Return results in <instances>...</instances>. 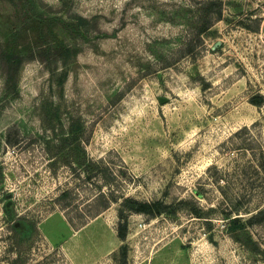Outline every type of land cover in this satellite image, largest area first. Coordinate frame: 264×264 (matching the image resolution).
Wrapping results in <instances>:
<instances>
[{
    "label": "rangeland",
    "instance_id": "374dc122",
    "mask_svg": "<svg viewBox=\"0 0 264 264\" xmlns=\"http://www.w3.org/2000/svg\"><path fill=\"white\" fill-rule=\"evenodd\" d=\"M257 97L264 0H0V264H264Z\"/></svg>",
    "mask_w": 264,
    "mask_h": 264
},
{
    "label": "trees",
    "instance_id": "16d2710c",
    "mask_svg": "<svg viewBox=\"0 0 264 264\" xmlns=\"http://www.w3.org/2000/svg\"><path fill=\"white\" fill-rule=\"evenodd\" d=\"M220 12V11H219ZM208 29V25L204 24L203 26H201V28H199L198 30V35H201L202 33H204L206 30ZM263 98L262 97H257L254 100H252V103L254 105L259 106L260 104H262L263 102ZM55 130V128H54ZM69 136L67 137H61L59 142L61 144V151H65L67 150H71V155L74 157L73 159L75 161H78L77 163L80 165H83L86 162V156H85V152L82 150H80L81 147V132L79 129L77 128H71L69 131ZM82 148V147H81ZM60 153V152H58ZM82 155H84L82 157ZM82 158V159H81ZM166 211L165 207H162L161 203H148V202H138L136 200L133 199H125L124 202L122 203L119 215H120V221L121 226L118 230V236L120 239L124 240L126 238V232H127V226H128V222H127V213L126 212H134V213H140V214H146V215H152V216H156V215H161L162 213H164ZM197 213V212H196ZM264 211L260 212L259 214H257L256 216L252 217L250 220H255L256 218H258L259 216L263 215ZM200 215V214H198ZM229 230L233 233L235 230L236 231H243V224L241 222V220L239 218H233L231 220H229Z\"/></svg>",
    "mask_w": 264,
    "mask_h": 264
},
{
    "label": "water",
    "instance_id": "95a60500",
    "mask_svg": "<svg viewBox=\"0 0 264 264\" xmlns=\"http://www.w3.org/2000/svg\"><path fill=\"white\" fill-rule=\"evenodd\" d=\"M219 45H220V43H217V44H216V46H219ZM167 101H168L167 98H161V99H160V102H161L162 104H165Z\"/></svg>",
    "mask_w": 264,
    "mask_h": 264
},
{
    "label": "flooded vegetation",
    "instance_id": "af4514ba",
    "mask_svg": "<svg viewBox=\"0 0 264 264\" xmlns=\"http://www.w3.org/2000/svg\"><path fill=\"white\" fill-rule=\"evenodd\" d=\"M19 225V224H18ZM18 225H17V227H18Z\"/></svg>",
    "mask_w": 264,
    "mask_h": 264
}]
</instances>
